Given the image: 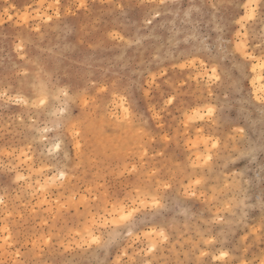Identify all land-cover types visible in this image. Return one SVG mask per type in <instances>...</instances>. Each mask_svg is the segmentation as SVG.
Returning <instances> with one entry per match:
<instances>
[{"label": "rangeland", "instance_id": "obj_1", "mask_svg": "<svg viewBox=\"0 0 264 264\" xmlns=\"http://www.w3.org/2000/svg\"><path fill=\"white\" fill-rule=\"evenodd\" d=\"M80 2L60 0V16L56 17L54 9L48 7L55 0H0V92H7L6 97L0 96V197L4 200L0 204V228L7 227L13 236L10 245L0 249V261L114 264L122 253L121 245L129 239L124 235L100 249L81 250L76 244L86 235L85 229L94 215H104L106 207L111 211L113 203L127 206L142 198L144 188L140 180L133 178L136 173L121 175L125 163L130 168L138 159H126L133 151L126 139L128 133L115 128L88 129L80 141L86 170L77 168L73 159L68 162L70 174L63 181L55 179L60 166L56 163L57 154L49 155L47 149L52 146V139H66V134L51 131L46 134L49 140L40 139L44 127L53 128L58 119L54 113L64 103L54 98L57 85L91 90L97 84L107 87L115 83L127 87L140 117L155 136L173 137L163 149L160 140L151 143L155 152H149V163L138 165L140 169H158L161 179H167L170 171L182 163L174 160L176 155L187 161L194 151L182 136L176 142V130L183 119L180 109L210 103L217 109L213 127L222 136L244 129L238 142H234L235 154H228L209 174L213 183L217 177L228 183L235 180L241 189L236 192L241 203L234 209L235 214L226 223H205L214 216L215 207L201 198L184 197L177 184L167 194L165 207L155 214L149 209L137 223L141 235L158 225L166 226L171 234L158 259L194 260L202 250L211 254L203 257L211 264H225V260L227 264H243L245 260L259 264L264 258V242L258 235L264 220V153L260 151L264 143V107L255 100L251 68L244 69L250 62L236 48L238 33L242 31L237 21L245 15L244 5L249 0H164L163 5L160 0H83L85 8L79 7ZM257 2L264 4V0ZM120 4L125 7L121 9ZM25 15L29 17L27 21L23 19ZM47 15L53 16L52 21L46 19ZM37 26L39 33L35 31ZM244 28L249 51L259 55L258 45L264 43V21H246ZM113 33L123 39L112 38ZM21 41L22 51H18ZM193 59L197 61L195 68L180 67ZM211 68H216L220 79L211 84L209 93L205 77L200 75L201 83L197 84L196 76L198 69ZM40 69L53 88V96L44 108L33 106L39 92ZM153 76L156 83L150 85ZM259 85L257 81V88ZM177 88L183 89L181 104L174 103L167 112H161L164 119L160 128L152 119L151 109L160 111L167 94H175ZM119 91L123 93L124 88ZM100 95L107 96L108 103L113 100L110 94ZM17 98L26 103H16ZM72 114L88 119L79 105ZM161 150L167 153L165 157L158 155ZM253 150L255 156L250 159ZM72 155H76L74 148ZM41 167L42 173L38 171ZM17 176L24 179L17 180ZM97 180L111 192H119L118 199L114 196L105 206L91 195L88 206L77 209L71 198L79 199L88 188L96 189ZM41 185H47V189L40 191ZM57 201H68L69 206L61 208ZM108 231L103 232L105 240L110 239ZM49 236L52 246L41 241V237ZM213 237L215 243H204ZM68 240L73 241L75 251L65 252L61 247ZM147 243L146 239L137 241L140 246L136 251ZM221 251L229 255L217 262L214 257Z\"/></svg>", "mask_w": 264, "mask_h": 264}, {"label": "snow or ice", "instance_id": "obj_2", "mask_svg": "<svg viewBox=\"0 0 264 264\" xmlns=\"http://www.w3.org/2000/svg\"><path fill=\"white\" fill-rule=\"evenodd\" d=\"M163 3L164 0H160V4L163 5ZM59 4L60 0H55V4L48 5L49 8L54 9L56 17L60 16ZM79 7H86L83 0H81ZM119 7L123 9L125 5L120 4ZM244 7L246 9L245 15L237 21L241 25L242 31L238 33L239 39L236 48L244 60L250 62L244 65V69L251 68L253 74L252 85L256 89L255 100L261 107H264V43L258 45L260 48L259 55L252 54L248 49L247 40L245 39L247 30L244 28L246 21H255L257 18L264 21V4L258 3L257 0H249ZM8 18L11 19L10 16ZM23 19L27 21L29 17L25 15ZM46 19L52 21L53 16L47 15ZM40 30L38 26L35 28L37 33ZM111 35L112 38L123 39V37L116 33ZM261 39L264 41V35H262ZM22 43L21 41V44L17 45L18 51H22ZM196 64L197 61L193 59L190 63L186 62L181 64L180 67L195 68ZM197 71V84L201 83L200 75H203L207 80L208 91L210 93L211 84L220 79L216 68H211L207 71L198 69ZM38 75L41 77L38 84L39 92L33 106L44 108L49 103V98L53 96V88L44 78L45 74L43 69H40ZM257 80L260 81L258 88ZM155 83L156 79L153 76L149 84L154 85ZM120 88H124L123 93L119 91ZM90 92H94L95 95L90 94ZM182 92V88H177L175 94L168 93L164 101V107L160 111H157L156 108L151 109L152 119L156 120L158 127L163 128V125L160 123L164 119L161 112H167L168 106L174 103L179 106L182 100L180 95ZM101 93L110 94L113 97L112 102L108 103L107 96H101ZM145 95H148V93H145ZM0 96L6 97L7 92H0ZM54 98L56 100H63L64 103L54 113L58 119L53 122V128L44 127L40 139L44 141L49 140L46 134L51 131L66 134V139H61L59 136L52 139L50 141L52 146L47 149L49 155L53 153L57 154L56 163L60 165L56 168L57 175L55 179L63 181L68 178L70 174L68 162L73 159L75 160L77 168H85L86 170V165L81 159L83 145L80 141L88 129L103 127L105 130L111 131L115 128L118 131L124 130L128 133L126 139L133 151L126 159H130L132 156L138 158L137 162L132 164L130 168L125 163L124 171L121 175L127 172L136 173V177L133 178L140 180L144 188L142 198H137L131 205L125 206L123 204L113 203L111 211H108L106 207L104 215L99 217L94 215L90 221V226L85 229L86 235L82 238L81 242L76 244V248L81 250L104 248L111 245L114 242V238L124 235L129 238L128 243L121 245L123 251L118 255L114 264H211L210 260L203 259V257H209L211 254L202 250L194 260L172 261L158 259L160 251L165 249V246L169 243L171 234L167 231L166 226L158 225L152 227L149 231H144L141 235L140 229L137 228V223L140 216L146 214L149 209H152L153 214H155L158 210L165 207L164 200L167 194L174 190L177 184L182 187L184 197L201 198L204 203L215 207L216 211L214 216L205 223H226L228 217L235 214L234 209H238L239 203H241L236 196V192L241 189L237 187L235 180L232 183H228L217 177L216 182L213 183L210 181L209 174L215 172L217 165L221 164L228 154H235V151H233L234 142H238L239 137L244 133V129H236L233 134L222 136L219 130L213 127L216 122L217 109L210 103L204 104L203 107H200L198 104L194 108L189 106L188 110L180 109L183 113V119L180 121L181 127L176 130L175 139L179 143L180 137L182 136L186 144L194 151L188 156L187 161H183L179 154L176 155L174 160H181L182 163L177 164L174 170L170 171L167 179H161L158 169H140L138 165H147L149 163V152H155V148L150 147L151 143L160 140V147L163 149L165 143L170 145L173 137L170 134L157 137L148 129L142 117L139 115V108L135 106L132 98L128 95L126 86L114 83L105 87L97 84L93 89L89 90L87 88L78 89L72 85L63 84L55 87ZM15 102L26 103L21 98H17ZM185 103L187 102L185 101ZM77 105L83 107L88 115L87 120H85L83 115L77 117L72 114L73 108ZM93 109H96V111L93 112ZM193 135L195 137L194 139ZM73 148L76 153L75 157L72 155ZM260 151L264 153V143L261 144ZM24 155L27 156L28 154L24 153ZM158 155L165 157L167 153L161 150ZM254 156L255 150L249 154V158H254ZM61 158L63 164H61ZM28 159H32V157L28 156ZM94 167H96L95 164ZM38 171L42 173L44 172V168L41 167ZM20 179H24V177L17 176V180ZM96 184V189L88 188L87 193L79 197V199L76 196L71 198L72 203L75 204L77 209L80 205L88 206L91 195H95L96 201L104 203L105 206L114 196L118 199L119 192H111L104 184L99 183L98 180ZM46 189L47 185L40 186V191H45ZM136 191L140 192L141 189L137 187ZM3 203V197H0V204ZM57 204H60V202L57 201ZM65 206H69L68 201L65 204H60L61 208ZM261 210L264 212V193H262L261 197ZM184 214H188L187 209H185ZM104 230H109L108 235L110 239H103ZM97 231H100L101 234H97ZM0 233H3V236H0V241H2L0 243V249H3L10 245L13 236L11 230L7 227L0 228ZM77 235L80 234L77 233ZM258 235L261 241L264 242V220L261 221ZM145 239L148 241L147 245L141 247L140 251L137 252L136 248L140 246L137 244V241L142 243ZM41 241L43 244L50 246L54 243L51 236L47 238L41 237ZM204 243H215V238L204 240ZM194 246L198 247V245ZM61 247L65 252L75 251L72 240L61 244ZM16 255L19 256L20 253L17 251ZM185 255L189 254L185 253ZM228 255V252L221 251L218 255H215L214 259L219 262L225 260ZM0 264H4V262L0 261ZM72 264H76V262L73 261ZM225 264H227L226 260ZM243 264H248V261L245 260ZM259 264H264V258L259 260Z\"/></svg>", "mask_w": 264, "mask_h": 264}, {"label": "bare ground", "instance_id": "obj_3", "mask_svg": "<svg viewBox=\"0 0 264 264\" xmlns=\"http://www.w3.org/2000/svg\"><path fill=\"white\" fill-rule=\"evenodd\" d=\"M257 81H259V80H257ZM260 82V81H259Z\"/></svg>", "mask_w": 264, "mask_h": 264}]
</instances>
